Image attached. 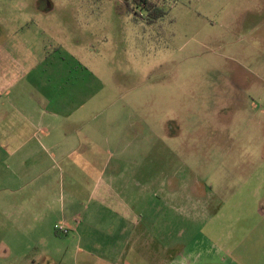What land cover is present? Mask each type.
<instances>
[{"label":"rangeland","instance_id":"1","mask_svg":"<svg viewBox=\"0 0 264 264\" xmlns=\"http://www.w3.org/2000/svg\"><path fill=\"white\" fill-rule=\"evenodd\" d=\"M154 1L151 15L135 0H0V58L58 49L67 70L95 76L104 110L93 124L112 130L102 131L108 163L87 203L99 201L116 157L143 161L150 203L138 218L151 233L119 257L122 238L100 233L118 220L106 211L101 242L78 244L53 224L35 244L9 242L0 264L44 249L63 264H163L155 249L168 240V256L188 245L215 254L203 264H264V0Z\"/></svg>","mask_w":264,"mask_h":264},{"label":"crops","instance_id":"2","mask_svg":"<svg viewBox=\"0 0 264 264\" xmlns=\"http://www.w3.org/2000/svg\"><path fill=\"white\" fill-rule=\"evenodd\" d=\"M4 49L6 53L9 51ZM47 52L46 49L43 52L32 50L30 46L29 53H15L13 57L8 54L10 59L1 52L0 256L11 252L9 242L35 244L36 238L44 233L43 228L51 226L52 232L53 224L55 227L62 223L68 232L65 234L55 228L56 233L63 236L76 233L78 244L98 243L108 236L122 238L118 241L121 250L117 253L129 260L130 253L125 249L130 248V243L134 240L150 242V225H144L138 218L139 211L148 209L150 203L149 172L144 169L143 161L116 157L99 201L93 205L87 203L86 195L89 201L93 199V192L104 174L102 163H108L103 157L102 131L112 128L93 124L104 110L101 108L102 87L96 89L95 76L88 78L83 67L81 70L69 68V72L65 59L56 56L60 50L45 56ZM115 139L110 135V144ZM121 142L118 139L114 145L119 147ZM55 176L61 179V187H57L56 192L53 190ZM198 194L203 195L195 193ZM55 200L59 204L57 210ZM90 210L100 214L95 215L97 219L94 218L92 224L87 223ZM106 211L112 212L118 220L108 222L109 230L100 232L106 236L99 237L97 227L104 224H97ZM168 243L170 245H157L155 249V253L163 257V264H176L182 258L192 259L191 264H203L215 257L206 249L194 246V250L186 252L188 245L180 247L179 251L173 250L168 256L166 251L172 241ZM78 246L79 251L81 246ZM61 260L54 257L53 251L44 249L28 262L63 264Z\"/></svg>","mask_w":264,"mask_h":264},{"label":"trees","instance_id":"3","mask_svg":"<svg viewBox=\"0 0 264 264\" xmlns=\"http://www.w3.org/2000/svg\"><path fill=\"white\" fill-rule=\"evenodd\" d=\"M137 3L141 4L143 3L145 7L149 8L151 15L155 14L158 10L156 8V2L154 0H135Z\"/></svg>","mask_w":264,"mask_h":264},{"label":"built area","instance_id":"4","mask_svg":"<svg viewBox=\"0 0 264 264\" xmlns=\"http://www.w3.org/2000/svg\"><path fill=\"white\" fill-rule=\"evenodd\" d=\"M55 228H56L58 231H61V232H63V233L68 232V229L65 228L64 225L56 224V225H55Z\"/></svg>","mask_w":264,"mask_h":264}]
</instances>
